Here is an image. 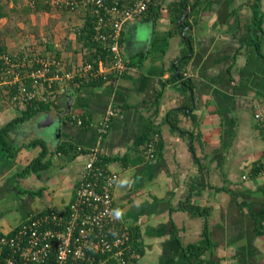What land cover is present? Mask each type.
I'll return each mask as SVG.
<instances>
[{"label":"crops","instance_id":"0c3cea01","mask_svg":"<svg viewBox=\"0 0 264 264\" xmlns=\"http://www.w3.org/2000/svg\"><path fill=\"white\" fill-rule=\"evenodd\" d=\"M43 1L48 9L39 3L21 11L26 0H0V48L40 46L73 69L88 52L78 38L88 10ZM193 1L179 17L178 0H153L122 28L124 72L100 84H69L56 107L0 130V237L41 211L67 210L85 155L55 152L62 143L97 147L119 173L114 210L130 230L131 256L96 264H190L186 247L202 238L205 224L203 264H264V173L251 174L264 163V128L253 118L264 107V0H255V17L252 0ZM42 11L43 35L52 38L36 32ZM30 20L29 36H20L19 24ZM112 107L117 114L100 139L96 125ZM21 111L0 100V129ZM41 151L46 167L22 173Z\"/></svg>","mask_w":264,"mask_h":264},{"label":"built area","instance_id":"2783aa9c","mask_svg":"<svg viewBox=\"0 0 264 264\" xmlns=\"http://www.w3.org/2000/svg\"><path fill=\"white\" fill-rule=\"evenodd\" d=\"M152 0H58L56 4L74 11L80 4L88 10L95 33L110 60L96 65L83 60L67 69L55 52L10 53L0 50V87L11 91L10 102L48 101L65 90L74 78L92 81L124 72L120 37L123 26L148 9ZM75 83V82H74ZM75 84L78 85V82ZM117 110L108 108L96 125L101 139L108 133ZM253 118L264 128V107L257 105ZM78 124L82 122L77 120ZM85 161L67 210L50 208L29 217L11 234L0 237L6 254L0 264H94L99 255H115L125 262L131 256L130 230L115 215L113 190L119 173L101 159L97 147L82 149ZM153 143L147 153L152 157ZM264 173V163L259 174Z\"/></svg>","mask_w":264,"mask_h":264},{"label":"trees","instance_id":"16d2710c","mask_svg":"<svg viewBox=\"0 0 264 264\" xmlns=\"http://www.w3.org/2000/svg\"><path fill=\"white\" fill-rule=\"evenodd\" d=\"M111 1V3L113 2V0H109ZM119 1V0H118ZM153 1V0H152ZM187 0H178V7H179V17L182 16L183 12H184V6L187 4L186 3ZM202 0H194L192 7H195L199 2H201ZM253 2L251 3V9H252V15L253 17H255V15L257 14V5L255 4V0H252ZM121 2V1H119ZM39 3L43 4V9H48V1H43V0H32V2L30 3L31 5L35 6V7H39L38 5H40ZM30 6V5H29ZM152 2L149 4L148 6V10H150V8H152ZM28 8V7H27ZM257 9V10H256ZM260 16V13H259ZM89 19V18H88ZM87 23L84 25L83 28L80 29V34H79V39L80 37L83 39L84 43L87 44L88 47V52H86L83 57L85 61H89L91 63H93L94 65H96L98 63L99 60H110L109 54L107 53V49L106 47L103 45L102 42H96V41H92V36L95 33V31L92 28V24L89 20L86 21ZM258 26H260L261 24V18H259V22H257ZM0 50H4L3 47L0 48ZM107 79H95L92 81H85L84 79H80V78H74V81H71L70 84L71 86H73L76 82H78V85H82V84H100L103 83L104 81H106ZM75 82V83H74ZM190 85V84H189ZM187 83L186 85L182 84V90H185L187 92ZM181 88V87H180ZM58 94L52 98L49 99L48 101L44 102V101H35V100H30V101H26L23 104H13L10 102V97H11V91H6V89L1 88L0 87V100H4L5 102H9L12 105L16 106V107H20L21 108V115L12 119L11 121H9L6 125H4L0 130H9L11 128H13L15 125V123L17 122H21L27 118H30L34 115H42L46 112H48V110H50L51 106L56 107L57 104H55V100L57 98ZM171 112L168 113V115H170ZM169 122L171 124H173L174 122L171 121L168 118ZM83 124L86 123V121H82ZM41 142V141H40ZM160 146V142L159 140L156 142V147ZM77 145H64L62 143H59L57 145V148L55 150L56 151H61L63 153H69L75 149H77ZM83 153L82 151L78 152ZM45 157V152L41 151L36 157H34L29 163L28 165H26V167L22 170V173H36L38 174V172H40L41 169H43L44 167H46L45 162L43 160V158ZM262 164H258L256 166V168H253L251 171V174H259V170L261 169ZM199 208V207H198ZM45 211V210H44ZM43 212V211H42ZM40 214V213H37ZM34 216V215H33ZM2 247V251L5 252L6 254V248L4 245H0ZM210 246V242H209V238H208V231H207V226L205 224L203 232H202V238L196 242V243H190L187 245L186 247V258L189 261L190 264H203V259L201 257V255L204 253V251ZM108 254H103V255H99L96 259V261L94 262V264H96L99 260L108 257ZM127 260V259H126ZM1 259H0V263H1Z\"/></svg>","mask_w":264,"mask_h":264},{"label":"rangeland","instance_id":"374dc122","mask_svg":"<svg viewBox=\"0 0 264 264\" xmlns=\"http://www.w3.org/2000/svg\"><path fill=\"white\" fill-rule=\"evenodd\" d=\"M32 2V0H26V2L25 3H23V4H21L23 7H22V9H21V11H23V9H24V11H25V8L26 7H29V5L31 6V3ZM53 10V9H52ZM44 12H46V11H42L41 12V14H39V15H35L36 17H37V20L39 21H37V20H35V21H37L40 25L38 26V28H37V30H36V32H39V34L41 35V36H43V38H45V39H47V38H52V37H50V32H49V35L47 34L46 36H44L43 34H46V31L48 30V23H46L45 21H43V23L41 22V19L43 18V16H44ZM35 14V13H34ZM30 14H29V19H30ZM25 20H26V18H25ZM32 20H30L29 22L28 21H22L19 25H20V28H22V33L20 34V36H29V34H27L26 35V32H28V30L30 31V25H32V22H31ZM14 27V26H13ZM41 36H38V37H41ZM18 38V37H17ZM22 38H24V37H22ZM35 39H37V38H35ZM40 39V38H39ZM45 39H42V40H45ZM3 40H7V37H5V39L3 38ZM37 41V40H36ZM24 44V43H23ZM41 48H40V46H37L36 48H35V46H27V47H24V48H21V50L23 51V52H30V51H32V52H37V51H42V50H40ZM20 50V51H21Z\"/></svg>","mask_w":264,"mask_h":264},{"label":"water","instance_id":"95a60500","mask_svg":"<svg viewBox=\"0 0 264 264\" xmlns=\"http://www.w3.org/2000/svg\"><path fill=\"white\" fill-rule=\"evenodd\" d=\"M182 35H184V31L181 33ZM175 76H177L179 79H181L182 77L179 75L178 71L176 70L175 72ZM182 80V79H181ZM69 103V102H68ZM50 120V119H49ZM45 123H48V121H46Z\"/></svg>","mask_w":264,"mask_h":264}]
</instances>
